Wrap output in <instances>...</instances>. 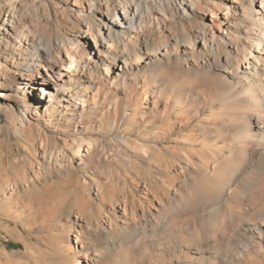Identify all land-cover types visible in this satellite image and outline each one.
I'll return each instance as SVG.
<instances>
[{
  "label": "bare ground",
  "instance_id": "1",
  "mask_svg": "<svg viewBox=\"0 0 264 264\" xmlns=\"http://www.w3.org/2000/svg\"><path fill=\"white\" fill-rule=\"evenodd\" d=\"M3 1L0 264H264V0Z\"/></svg>",
  "mask_w": 264,
  "mask_h": 264
},
{
  "label": "rangeland",
  "instance_id": "2",
  "mask_svg": "<svg viewBox=\"0 0 264 264\" xmlns=\"http://www.w3.org/2000/svg\"><path fill=\"white\" fill-rule=\"evenodd\" d=\"M2 2H3V3H1V5H0V20H2V18H3V13H4V11L6 10V6L4 5V1L2 0ZM13 2H16V0H13ZM18 109H19V108H18ZM4 121H5V116H4L3 114H0V124H3ZM20 154H21L20 151L15 150V151L13 152L11 158H13V157H17V156H19ZM11 158H10V159H11ZM4 244L6 245V247H7L6 249H7V251H9V252H12V251H19V250L22 248V245H21L19 242L13 240V239H9V241H4Z\"/></svg>",
  "mask_w": 264,
  "mask_h": 264
}]
</instances>
